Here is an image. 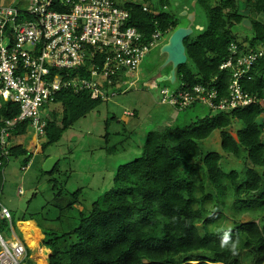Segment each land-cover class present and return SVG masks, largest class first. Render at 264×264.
Returning <instances> with one entry per match:
<instances>
[{
  "label": "trees",
  "instance_id": "16d2710c",
  "mask_svg": "<svg viewBox=\"0 0 264 264\" xmlns=\"http://www.w3.org/2000/svg\"><path fill=\"white\" fill-rule=\"evenodd\" d=\"M193 1L191 10L205 13L206 27L195 39L192 33L184 40L187 63L177 68L176 78L189 85L215 86L218 103L229 94L231 74L222 72L220 66L229 56L231 43L250 52L264 50V0ZM158 2L170 5L169 0ZM125 6L132 8L131 24L146 38L157 31L166 36L179 28L171 13L157 14L151 7L144 11L145 4L140 2ZM196 18L193 30L199 25ZM246 19L252 26L245 27L253 35L239 40L234 27ZM251 76L252 80L242 82L243 88L264 97V56ZM103 102L91 99L87 92H59L56 103L62 104V115L46 116L42 150L58 143L65 131ZM198 106L205 107L193 104L179 112ZM208 109L211 112L204 118L195 117L185 124L176 120L173 126L148 133L141 155L118 168L113 188L77 215L73 210L83 190L64 201L56 181L50 179L54 191L50 203L58 211L50 221L61 232H44L43 246L51 252L49 264H264V111L259 105L233 112ZM19 114V104L3 103L0 126ZM235 122L242 127L233 134L229 128ZM27 124L19 125L14 136L25 135ZM217 130L223 151L244 162L242 170L224 171L221 154L202 152V141ZM108 152H116L115 147ZM11 158H23L26 168L33 153L23 143L9 148L8 157L0 149V196ZM56 170L57 166L42 174L53 176ZM2 208L1 236L5 227L15 226L13 213L9 211L7 219ZM227 215L234 220L230 229L223 228ZM243 215L251 220L242 222ZM31 254L26 248L21 264H35Z\"/></svg>",
  "mask_w": 264,
  "mask_h": 264
},
{
  "label": "built area",
  "instance_id": "2783aa9c",
  "mask_svg": "<svg viewBox=\"0 0 264 264\" xmlns=\"http://www.w3.org/2000/svg\"><path fill=\"white\" fill-rule=\"evenodd\" d=\"M131 12L132 8L116 0L0 2V108L5 102L20 105L19 116L0 126L2 156L8 157V149L24 135L13 134L22 123H28L36 137L44 136L46 115L42 111L57 104L62 90L87 92L91 99L108 101L135 86L130 78L138 75L164 34L157 31L146 38L131 24ZM263 56V49L250 52L231 43L229 56L220 66L222 72L231 74L228 97L217 103L215 86L189 85L176 78L174 84L179 86L173 90L163 87L160 103L176 111L193 104L217 112L252 105L264 111V97L249 94L242 85L252 80L251 72ZM2 216L10 219L8 209L2 208ZM0 245V264H21L26 255L23 243L8 245L0 235Z\"/></svg>",
  "mask_w": 264,
  "mask_h": 264
},
{
  "label": "rangeland",
  "instance_id": "374dc122",
  "mask_svg": "<svg viewBox=\"0 0 264 264\" xmlns=\"http://www.w3.org/2000/svg\"><path fill=\"white\" fill-rule=\"evenodd\" d=\"M116 1L121 5L125 3L124 0ZM138 1L152 9L173 14L178 21L179 28L189 26L190 16L195 14L199 25L193 30V39L206 27L205 13L200 9L191 10L194 5L193 0L190 3L188 0H169L170 5H165L166 7L160 5L158 0ZM196 13L199 15L197 16ZM234 33L239 40L246 37L251 38L253 35L251 29L246 28L243 23L236 24ZM172 34L173 32H170L161 38L159 44L152 48L150 54L141 64L137 72L138 75L130 78V81H136L133 88L118 93L112 99L101 103L95 110L65 131L58 143L42 150L43 136L36 137L38 140H34L32 131H27V134L20 139L17 138L15 142L23 143L33 153V158L26 170L22 169L23 158L9 159L4 170L5 185L0 196V204L12 212V209L15 210L16 207H20L28 214L40 212L41 208L51 200L53 194V188L48 183L50 176L42 174L43 166L46 157H57L59 159L58 166L53 178L63 194V200L69 201L72 193L79 189L83 190L73 210V213L77 215L79 209H89L94 201L101 199L107 191L113 188L118 168L141 155L148 133L173 126L176 120L180 124H185L195 117L204 118L207 116L211 111L206 107L198 106L196 109L179 112L160 103V91L163 87L173 90L179 86V83L168 85L166 81H158L159 78L167 76L171 71L170 65L162 69L167 56L161 53V49L168 43ZM57 104L47 106L46 110L42 111L43 116L49 117L54 113V117L60 118L62 104ZM261 120L264 121L262 114ZM241 127L240 123L235 122L229 131L236 134ZM220 133L219 130L214 131L209 138L202 141V152L221 154L223 156L221 168L224 171L242 170L244 162L234 159L223 151ZM37 144L39 146L35 149ZM114 147L116 152L109 153L108 151ZM20 186H22L23 195L17 193ZM55 201L57 200L55 199ZM49 211L52 214H48L47 222L44 224L42 221V225L47 231L61 232L59 226L50 221L56 217L58 211L53 208ZM34 217L41 222L40 215H34ZM240 218L242 222L251 220L245 215ZM233 226L234 220L227 215L223 228L230 229ZM2 233L8 245L14 240V237L16 240L24 241L26 245L24 246L32 251L30 258L35 264H38L40 253H43L46 264H49L48 257L51 252L43 246L45 240L31 247L16 225L5 227ZM19 240L16 242H20ZM39 247L43 252H39ZM244 262L247 263L248 259H245Z\"/></svg>",
  "mask_w": 264,
  "mask_h": 264
},
{
  "label": "water",
  "instance_id": "95a60500",
  "mask_svg": "<svg viewBox=\"0 0 264 264\" xmlns=\"http://www.w3.org/2000/svg\"><path fill=\"white\" fill-rule=\"evenodd\" d=\"M189 21L190 25L187 27L177 28L170 36L168 43L161 49V53L167 56L162 69L170 65L171 71L170 76H163L159 78V82L169 81L173 84L176 79L177 68L187 63L184 40L193 33L192 26L195 21V14H191ZM243 25L248 28H251L252 26L251 22L247 19L243 21ZM58 160L59 159L57 157L48 158L44 163L43 170L47 173H51L54 170Z\"/></svg>",
  "mask_w": 264,
  "mask_h": 264
},
{
  "label": "crops",
  "instance_id": "0c3cea01",
  "mask_svg": "<svg viewBox=\"0 0 264 264\" xmlns=\"http://www.w3.org/2000/svg\"><path fill=\"white\" fill-rule=\"evenodd\" d=\"M125 1V3H127V2H139L138 0H124ZM58 105V104H57ZM48 115V114H47ZM28 131H32V133L34 134V140H38V138H36V135H35V132H34V130L32 129V128H29L28 129ZM27 134V133H26ZM24 136V135H23ZM22 137V136H21ZM21 137H19V139L21 138ZM18 143V142H17ZM19 144H22L21 142H19ZM38 146H39V144H37L36 146H35V149H37L38 148ZM50 158V157H49ZM31 162V161H30ZM29 162V163H30ZM23 166V165H22ZM56 166H58V162H57V164H56ZM55 166V167H56ZM27 167H29V166H27ZM25 168V167H22V169L23 170H26V169H28V168ZM27 172V171H26ZM50 179H54L53 178V176H50V178H49V180ZM49 180H48V183H49ZM22 191V193H19V191ZM17 193H19L20 195H23L24 193H23V189H22V186H20L19 188H18V192ZM18 194V195H19ZM36 194V193H35ZM34 194V195H35ZM54 195V191H53V194H52V198L54 197L53 196ZM51 198V200L50 201H48L44 206H43V208H41V211L40 212H38L37 214H28L27 212H25L23 209H21L20 207H16L15 208V210H14V208L12 209L13 210V212L11 211V210H9V208H7L6 206H3V205H1V206H3V207H5V208H7L9 211H11L13 214H14V225H16V226H18L17 225V223L19 222V220L21 219V216H26V217H28L31 221H33L34 223H35V225H36V227L39 229V231H40V233H41V235H43L44 236V240H45V238H46V236L44 235V232L45 231H47V229L46 228H44V226L42 225V221H44L43 223L45 224V222H47V220L48 219H46V217L48 216V214H50L51 213V211H49V209H52L53 207H52V205H51V201L53 200ZM12 203H13V201H12ZM53 209H55V208H53ZM56 210V209H55ZM52 214V213H51ZM34 215H40V220H41V222H39L35 217H34ZM48 218V217H47ZM49 222V221H48ZM24 237V236H23ZM14 240L11 242V243H14V242H16V241H18L19 239H17L16 240V238L14 237L13 238ZM24 240V239H23ZM20 241V240H19ZM42 241V240H41ZM21 243H23L24 245H25V243H24V241H20ZM26 246V245H25Z\"/></svg>",
  "mask_w": 264,
  "mask_h": 264
},
{
  "label": "bare ground",
  "instance_id": "6f19581e",
  "mask_svg": "<svg viewBox=\"0 0 264 264\" xmlns=\"http://www.w3.org/2000/svg\"><path fill=\"white\" fill-rule=\"evenodd\" d=\"M17 225L20 229V232L23 233L24 238L31 247L38 245L41 240H44V236L41 235L35 223L31 221L28 217L24 215L21 216V219L19 220ZM40 251H42L41 247H39V252ZM45 259L46 258L43 253H40L38 257V264H46Z\"/></svg>",
  "mask_w": 264,
  "mask_h": 264
},
{
  "label": "clouds",
  "instance_id": "9594fccd",
  "mask_svg": "<svg viewBox=\"0 0 264 264\" xmlns=\"http://www.w3.org/2000/svg\"><path fill=\"white\" fill-rule=\"evenodd\" d=\"M1 205V204H0ZM5 208V207H4ZM7 209V208H6ZM9 211V210H8Z\"/></svg>",
  "mask_w": 264,
  "mask_h": 264
}]
</instances>
